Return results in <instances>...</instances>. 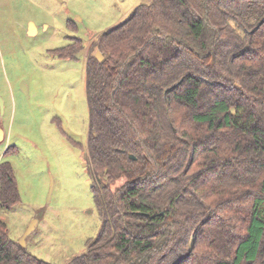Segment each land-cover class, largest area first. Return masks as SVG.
I'll return each mask as SVG.
<instances>
[{
  "label": "trees",
  "instance_id": "obj_1",
  "mask_svg": "<svg viewBox=\"0 0 264 264\" xmlns=\"http://www.w3.org/2000/svg\"><path fill=\"white\" fill-rule=\"evenodd\" d=\"M93 45L86 157L101 226L66 264H264V0H148ZM19 201L0 161V209ZM0 264L50 263L0 218Z\"/></svg>",
  "mask_w": 264,
  "mask_h": 264
},
{
  "label": "rangeland",
  "instance_id": "obj_2",
  "mask_svg": "<svg viewBox=\"0 0 264 264\" xmlns=\"http://www.w3.org/2000/svg\"><path fill=\"white\" fill-rule=\"evenodd\" d=\"M146 2L0 0V161L20 196L0 218L16 242L35 220L24 249L50 264L85 252L101 226L87 170V59L100 33Z\"/></svg>",
  "mask_w": 264,
  "mask_h": 264
},
{
  "label": "water",
  "instance_id": "obj_3",
  "mask_svg": "<svg viewBox=\"0 0 264 264\" xmlns=\"http://www.w3.org/2000/svg\"><path fill=\"white\" fill-rule=\"evenodd\" d=\"M35 27H34V24L32 22L29 23V33L31 34L32 31H34ZM81 52L77 53L76 54V57H78L80 55ZM95 58L98 60V61H101L103 59V56L101 54V52L99 50L96 51L95 53ZM236 87H238V85H235ZM21 87L22 89L24 90V92H26V87H25V83L23 82L21 84ZM0 108H1V111H2V108H3V103H2V100L0 98ZM4 137V133H3V130L0 128V141L3 139ZM130 158L131 159H134V156L130 155ZM49 194H50V191H49ZM35 220H33L29 226L27 227L25 233L23 234V236L21 237V239L18 241L19 245L24 247L25 245V238L26 236L31 232V230L34 228V225H35Z\"/></svg>",
  "mask_w": 264,
  "mask_h": 264
}]
</instances>
